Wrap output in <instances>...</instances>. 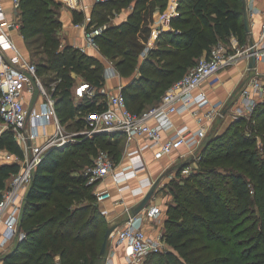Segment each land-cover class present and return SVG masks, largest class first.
Masks as SVG:
<instances>
[{
    "label": "trees",
    "instance_id": "obj_1",
    "mask_svg": "<svg viewBox=\"0 0 264 264\" xmlns=\"http://www.w3.org/2000/svg\"><path fill=\"white\" fill-rule=\"evenodd\" d=\"M53 2L21 0L20 31L27 44L44 48L43 60L35 63L40 75L55 73L62 123L75 119L77 126L84 127L83 116L106 108L107 102L102 95L75 102L74 73L103 86L106 62L91 50L82 52L66 44L60 48L61 5L52 7ZM167 4L168 0H104L91 12V24L108 25L96 41L102 53L115 61L126 80L122 93L127 105L139 114L157 106L166 89L215 45L230 46L233 36L242 45L248 40L243 0H181L180 14L173 19L179 31H163L157 45L142 57L155 11ZM74 13L76 20L83 18ZM116 13L125 14L114 21ZM261 108L252 114L254 121L259 120L253 131H259L264 142ZM237 123L207 138L199 149L197 169L187 176L179 171L165 185L171 200L165 205L161 228L166 226L163 239L174 250L150 253L153 263L145 264H264V157L255 147L259 135L242 132ZM120 141L119 133L101 132L46 152L26 192L20 219L24 236L0 257V264H96L107 217L88 184L85 165L92 163L91 155L99 149L109 150L119 161ZM0 151L23 157L12 131L0 135ZM19 169L15 161L0 164V200ZM246 221L250 224L243 226Z\"/></svg>",
    "mask_w": 264,
    "mask_h": 264
},
{
    "label": "built area",
    "instance_id": "obj_2",
    "mask_svg": "<svg viewBox=\"0 0 264 264\" xmlns=\"http://www.w3.org/2000/svg\"><path fill=\"white\" fill-rule=\"evenodd\" d=\"M62 1L71 9L86 8L82 0ZM100 1L104 0H95L96 3ZM11 2L16 14L21 9V0ZM180 2L181 0H168L165 9H158V21H155L151 31L153 39H149L142 51L143 57L156 46L163 31H179L174 26L173 19L180 14ZM248 7L250 17L257 13H261L262 17L259 37L255 43V55L259 64L253 69L248 67L249 72L242 85L239 103L234 110L236 114H251L264 101V9L254 7L250 1ZM91 20V15H88L75 24L76 27L84 29L85 43L79 47L82 52L100 49L96 37L108 26L91 24ZM14 28H19V23L16 18L8 17L0 0V135L12 131L23 150V157L14 156L7 151L0 156V164L15 161L20 165L0 200V228L4 226L0 248L14 238L21 239L24 236L19 226L23 203L33 171L46 152L53 147L80 139H93L97 133L109 132L119 133L121 141L127 143L124 159L115 161L109 150L99 149L85 174L89 179L88 184L97 186V203L112 199L113 190H116L121 198L120 203L124 204V212L128 217L125 224L119 225L115 230L112 241L123 247L127 264H141L150 253L164 251L166 242L163 234L159 233L151 239L144 228L146 220L159 218L162 214L161 208L157 203L149 202L138 213H134V205L127 204L124 199L125 193L142 198L155 182L156 178L153 177L145 154L148 150L153 152L154 159L160 160L179 149H185L182 157L186 162L180 169V176L191 173L189 157L201 145L215 120L223 116V108L226 106L222 101L219 104L212 103L207 92L199 89L206 80L223 69L241 59H249L250 48L237 50L234 36L231 38L233 50H226L222 43L215 45L209 54H204L194 67L168 88L159 105L140 114L129 109L122 91L113 92L105 85L97 87L84 81L77 88L80 100L102 95L106 99L107 107L83 116L85 126L81 130L64 132L56 100L44 86L37 64L28 59L17 45L11 34V29ZM63 46L61 43L60 47ZM260 64L262 68H259ZM104 76L105 80L120 76L116 64L111 60L105 68ZM36 91L46 99L42 100L40 107H28L32 100L29 93L34 94ZM209 103L211 106L206 111L202 110ZM187 111L193 112L197 128H191L188 124H175L174 115ZM81 114L79 112L78 115ZM52 122L55 130L50 132L46 126ZM133 174L134 177L129 178ZM134 179L137 182L132 185L130 181ZM101 211L107 215L109 208L104 207Z\"/></svg>",
    "mask_w": 264,
    "mask_h": 264
},
{
    "label": "crops",
    "instance_id": "obj_3",
    "mask_svg": "<svg viewBox=\"0 0 264 264\" xmlns=\"http://www.w3.org/2000/svg\"><path fill=\"white\" fill-rule=\"evenodd\" d=\"M58 1L60 2V5H61V7H60V11H61L60 18L62 21V27L60 30L61 43H63L64 45L66 44V45H71L75 48H79L81 45H83V43H85V34H84V29L82 27H76L75 24L78 22H81L85 18V16L91 15L92 9L95 6L96 2H95V0H82L83 6L86 7L84 10H82V9H77V8L71 9V8H69V6H67L65 4L64 1H62V0H58ZM248 1H250L254 7H257L259 9H264V0H248ZM2 4L4 5L5 11L8 14V17H10L11 19L14 17V18H16V20L18 22L17 17H18L20 10L15 14L11 0H2ZM74 11L77 13L83 14V18L80 20H76V18H75L76 14L74 13ZM250 20H251V25H252V34L248 35V37L249 38L253 37V38L258 39L259 33H260L261 20H262L261 13H257V14L252 15L250 17ZM155 21L156 22L158 21V10L155 11L154 23H155ZM153 25H152V27H153ZM11 34H12L13 38L15 39L17 45L19 46L20 50L22 51V53L28 59L31 60L27 51L25 52V49L22 48V44L20 43V40H21L20 38H23V35L20 31V23H19V28L11 29ZM151 38L153 39V36L149 37V39H151ZM156 45H157V43H156ZM88 51H90L92 53L94 52L96 55L100 56L104 60V62H106L105 68L109 64L110 60L114 64H116L113 59L106 57L102 53L101 48L100 49H89ZM248 64H249V61L247 58L241 59L240 61H238V64L236 63V64L229 66V67L223 69L222 71H220L219 72L220 74L218 73L219 74L217 76L218 78L214 83H211V81H210L211 77H210L208 80H206L202 84V86L200 87L199 90L206 91L208 96L211 99V102L214 104L215 103L219 104L221 101L224 100V97H222V95H221V93L223 94V89H222L223 87L222 86L232 87L237 82H240L239 83L240 85L244 84L246 75L249 72ZM105 68H104V71H105ZM259 68H262V64L259 65ZM137 74H139V71L137 72ZM84 81L85 80L80 81L74 88L75 97H76L75 102L80 101V98L77 96V88ZM125 84H126V80L121 75L108 77L105 80V87L108 90L113 91V92L122 91V88ZM223 95L225 96V93ZM41 102H42V99H39V97L38 98L36 97L33 107H40ZM161 102H162V100H161ZM210 106H211V103H209L208 105H205L202 108V110L206 111ZM224 114H225V112H223V115ZM174 122L178 126L182 125V124H188L191 128H197L198 127L196 118L193 115L192 111H187V112H184L181 114L174 115ZM52 126L53 125H51V123L49 125H47L46 126L47 130L52 131L54 128ZM184 152H185V149H179V150L175 151L173 154L167 155L160 160L154 159L153 152L151 150L146 151L145 154H146L148 163L151 166V170L153 169V167H155L154 166L155 164L156 165L159 164V165H161V170L166 169L168 171V170L172 169V173H170V175H168V176H172V174H175L174 169H179V168L183 167V165L185 164L186 161H185V159L183 160V157H182V154ZM190 158L191 157H189V159ZM136 182H137L136 179L130 181V183L132 185H134ZM165 194H166L165 195L166 198L167 197L170 198L168 193H165ZM124 199L127 202V204L135 206V203L136 202L138 203V201L141 199V197H132L130 194L125 193ZM120 200H121V198H120L118 192L116 190H113V198L112 199H110L104 203H101V204L99 203L101 209H103L104 207L109 208V213L106 215V217L109 215L108 218L111 219V217L117 218L120 215L125 214L124 204L120 203ZM157 200H158V198H157ZM157 227H158V229L161 228L160 225ZM1 232H2V230H0V238H1ZM14 244H12L10 247L14 246ZM114 248L116 249L115 257L113 259L111 257L105 258L108 262H106V263L103 262V264H119L120 260L124 261L125 254H124L123 247L120 245L114 244Z\"/></svg>",
    "mask_w": 264,
    "mask_h": 264
},
{
    "label": "rangeland",
    "instance_id": "obj_4",
    "mask_svg": "<svg viewBox=\"0 0 264 264\" xmlns=\"http://www.w3.org/2000/svg\"><path fill=\"white\" fill-rule=\"evenodd\" d=\"M53 1L54 2L51 3V6L52 7H55L54 5L56 3H60L58 0H53ZM131 9L132 8L126 9V10H124V12L127 14V13H129V11H131ZM125 13H123L122 15L120 13H116L115 17L113 18L114 21L121 20V18L124 17L123 15ZM17 18H18V22H20L19 15H18ZM153 24H154V17H153V21L151 23V27H152ZM150 36H151V34H150ZM149 37H148V41H149ZM20 39H21L20 40V43L22 44V48L25 49V52L27 51V53H28V55H29V57L31 58L32 61L36 62V61H42L43 60V57H44V53H43L44 48H43V46H40L39 44H31V45H29V44H27L26 39L24 37L23 38H20ZM253 40H254V48H255V43L257 42L258 39L257 38H253ZM235 42L237 43V50H240L241 51V50H245L247 47L251 48L249 46V37H248L247 43L245 45L244 44L243 45L240 44L239 41H238V39L236 37H235ZM225 47H226V50H229V49L233 50L234 45L231 42L230 46H226L225 45ZM144 49H145V47H144ZM235 50H236V48H235ZM255 50H256V48H255ZM248 61H249V59H248ZM257 63L259 64L258 60L256 59V66H257ZM237 64H238V62H237ZM219 74H217V75H215V76H213V77L210 78L211 79L210 80L211 83H214L217 80V78H218L217 76ZM74 75H75V85H77L80 81L84 80L80 73H74ZM40 77H41V80H42L44 86L46 87L48 93L49 94H52L53 97L55 98V100H57V94H56V92H57V84L59 82H58V80H56L55 73L52 72V71H50L46 75H44V74L40 75ZM239 83L240 82L235 83L232 87H224V86H222L223 87L222 88L223 89V94L225 93V96L221 93L222 97H224V100L222 102L226 104L225 107H227L228 110L225 112V114L223 116H221V117H219V118H217L215 120V122L212 124L210 130L208 131L207 136L202 140L201 145L194 151V153L192 154L191 158L189 159V163H191V167H192L191 170L192 171L195 170V169H197L199 167V159H200L199 149L203 146V144L205 143V141L207 140V138L209 136H213V135L222 133L225 129H227L230 126L231 123H234V122L237 123L238 121H241V122L240 123H237L236 124V127H238V129H241L242 132L245 131V132H248L250 134L251 133H256L257 135H259L258 142L255 145V147L259 148L261 154L264 157V142L261 139V137H262V136H260L261 133L259 131H257V130H254L253 131L254 125H257L259 120H257V122L254 121L253 120V116H252V114L254 113L255 109L258 106L262 105V108L261 109H264V101L263 102H260L256 106V108L254 109V111L251 114H249V113L248 114H244V113H237L236 114V113H234V110L237 108V105L239 103L238 101L240 99V93H241V89H242V86ZM167 90L168 89H166V91L163 93L162 96L165 95V93L167 92ZM29 96H32V101L30 102V104L28 105V107H33L34 101H35L36 97L37 98L39 97V99H42V100H45L46 99L45 96L39 95L37 91L34 94L33 93H29ZM74 99H75L74 101H76V97L75 96H74ZM75 118L76 119H79L80 116H76ZM59 119H60V116H59ZM261 119L262 118H260V121H261ZM76 123L77 122H75V119L69 120L66 123H62L63 124L62 127L64 128V132H72V131H75V130H77V131L78 130H81L82 127L77 126ZM51 125H53L52 127L55 126V124L53 122L51 123ZM234 127L232 129H234ZM54 130L55 129L53 128V130L50 131V132H53ZM126 148H127V143L124 140L120 141V144H119L120 153L118 155L119 157H117V158H119L120 161H122V159H124ZM3 153L4 152H1L0 151V156L3 155ZM94 156L95 155H91V159L92 160H93V157ZM195 157H197V160H195ZM89 165H91V164L89 163V164H86L85 165V167H86L85 170L87 169V167ZM154 166L155 167H153V169H152V174H153V177L156 178V179L158 178L159 175H161L162 173H164V172L167 171V170H164V169L161 170V165H159V164L158 165L155 164ZM180 169L181 168L174 169L175 174H172V176H168V175H170V173H172V170H170L169 174H167L164 177V179L162 180L161 184L159 185V187L157 189V192L154 193V196L152 197V199L150 201V203H153V202L154 203H157V205L162 210V214L159 216L158 219L146 220L145 221L144 228H145V231H146L148 237L151 238V239H154L159 233L164 234V232L167 230L166 226L165 227L162 226V228H160V229H158V227H157L159 225L161 226L162 223L164 222V219L166 218L165 205H166L167 202H169L171 200V198H168V197L166 198L165 197V195H166L165 193H167V189L165 188V185L170 184L171 181H172V179H174L175 177L178 176V173H179ZM9 185H10V182H9ZM93 187H94L93 189H94V192H95L96 189H97V186H93ZM157 198H158V200H157ZM24 203H25V200H24ZM24 203H23V206H24ZM257 209H255L256 212H258ZM108 216H107V218L102 223V225H103L102 226V236H103V233L105 232V229L107 227H109V226H111V225H113L115 223H119V222H120V226H121V225L125 224L126 219L128 217L127 216V213L124 214V215H120L117 218L116 217H113V218L111 217V219H109ZM20 219H21V216H20ZM249 224H250V221H246L243 224V226H247ZM19 226H20V223H19ZM0 230H2V232H3L4 226H2L0 228ZM18 239L19 238L16 237L11 242H9L8 244H6L4 247H1L0 248V257H2L4 255V253H6L10 249H12V247H10V246L12 244H14L15 241L18 240ZM114 244L115 243L112 241V238H111L105 258L111 257L113 259L115 257L116 249L114 248ZM217 247H218V245L216 246V248ZM166 249H171L172 250L173 247H171V245H168L166 243V246L164 247V251ZM105 258L104 257H100V259L96 262V264H103V262L104 263L108 262ZM154 258H155V256H154ZM152 260H153V257L152 256L151 257H148L147 256L142 261L141 264L148 263V261H151V263H153ZM119 264H127L125 258H124V261L123 260H120L119 261Z\"/></svg>",
    "mask_w": 264,
    "mask_h": 264
},
{
    "label": "water",
    "instance_id": "obj_5",
    "mask_svg": "<svg viewBox=\"0 0 264 264\" xmlns=\"http://www.w3.org/2000/svg\"><path fill=\"white\" fill-rule=\"evenodd\" d=\"M243 9H244V23H245V28H246V33L248 35L252 34V25H251V20H250V11L248 7V0H243ZM249 46L250 48V58H249V64L248 67L249 69H253L256 66V56H255V48H254V40L252 37L249 38ZM242 86V85H241ZM227 107H224L223 112H226ZM172 170V169H170ZM170 170L162 173L161 175L158 176V178L155 180L151 188L148 190V192L140 199V201L133 207V212L138 213L140 210H142L152 199L154 196V193L157 191L159 185L161 184L162 180L164 177L169 174ZM120 223H115L111 226H109L106 229L104 240L102 243V247L100 250V257L106 256L110 239L112 238V235L114 234L115 230L118 228Z\"/></svg>",
    "mask_w": 264,
    "mask_h": 264
},
{
    "label": "bare ground",
    "instance_id": "obj_6",
    "mask_svg": "<svg viewBox=\"0 0 264 264\" xmlns=\"http://www.w3.org/2000/svg\"><path fill=\"white\" fill-rule=\"evenodd\" d=\"M131 177H134V174L132 176H130L129 178H131Z\"/></svg>",
    "mask_w": 264,
    "mask_h": 264
}]
</instances>
